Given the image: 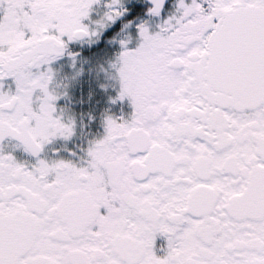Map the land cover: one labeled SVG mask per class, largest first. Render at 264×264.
<instances>
[{"label":"snow or ice","instance_id":"6c2138e0","mask_svg":"<svg viewBox=\"0 0 264 264\" xmlns=\"http://www.w3.org/2000/svg\"><path fill=\"white\" fill-rule=\"evenodd\" d=\"M0 264H264V0H0Z\"/></svg>","mask_w":264,"mask_h":264}]
</instances>
